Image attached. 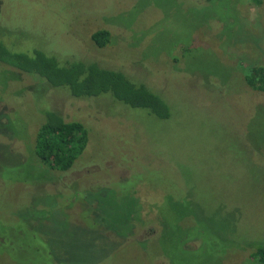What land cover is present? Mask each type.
Returning <instances> with one entry per match:
<instances>
[{"label": "rangeland", "instance_id": "374dc122", "mask_svg": "<svg viewBox=\"0 0 264 264\" xmlns=\"http://www.w3.org/2000/svg\"><path fill=\"white\" fill-rule=\"evenodd\" d=\"M0 42L122 70L173 111L74 99L0 65V264H256L264 92L244 70L264 64V0H0ZM47 111L89 133L65 173L33 152Z\"/></svg>", "mask_w": 264, "mask_h": 264}, {"label": "trees", "instance_id": "16d2710c", "mask_svg": "<svg viewBox=\"0 0 264 264\" xmlns=\"http://www.w3.org/2000/svg\"><path fill=\"white\" fill-rule=\"evenodd\" d=\"M91 41L96 48H105L110 34L98 30L91 35ZM0 65L37 79L48 89L64 90L74 99L110 97L160 121L168 120L173 112L163 97L134 82L122 70L103 67L92 60H60L38 50L30 54L16 52L0 42ZM244 81L249 89L264 92V64L245 67ZM88 134L82 123L67 122L56 112L47 111L35 135L34 155L48 170L65 173L85 151ZM248 246L253 248L252 261L264 264V243Z\"/></svg>", "mask_w": 264, "mask_h": 264}]
</instances>
